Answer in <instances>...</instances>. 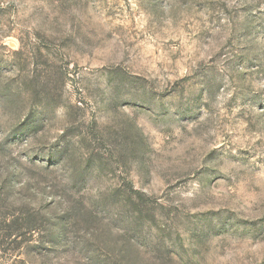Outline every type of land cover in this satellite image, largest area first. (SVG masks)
<instances>
[{
	"label": "rangeland",
	"instance_id": "1",
	"mask_svg": "<svg viewBox=\"0 0 264 264\" xmlns=\"http://www.w3.org/2000/svg\"><path fill=\"white\" fill-rule=\"evenodd\" d=\"M0 264H264V0H0Z\"/></svg>",
	"mask_w": 264,
	"mask_h": 264
}]
</instances>
